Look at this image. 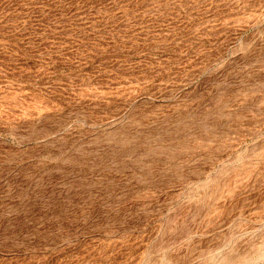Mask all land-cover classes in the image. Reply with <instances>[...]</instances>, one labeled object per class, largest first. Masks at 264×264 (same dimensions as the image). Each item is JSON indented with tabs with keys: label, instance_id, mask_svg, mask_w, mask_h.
Wrapping results in <instances>:
<instances>
[{
	"label": "rangeland",
	"instance_id": "1",
	"mask_svg": "<svg viewBox=\"0 0 264 264\" xmlns=\"http://www.w3.org/2000/svg\"><path fill=\"white\" fill-rule=\"evenodd\" d=\"M0 264H264V0H0Z\"/></svg>",
	"mask_w": 264,
	"mask_h": 264
}]
</instances>
